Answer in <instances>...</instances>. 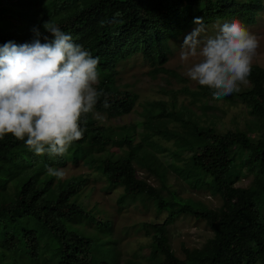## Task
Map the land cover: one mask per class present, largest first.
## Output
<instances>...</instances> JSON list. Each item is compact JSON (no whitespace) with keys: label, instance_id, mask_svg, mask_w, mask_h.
I'll use <instances>...</instances> for the list:
<instances>
[{"label":"trees","instance_id":"16d2710c","mask_svg":"<svg viewBox=\"0 0 264 264\" xmlns=\"http://www.w3.org/2000/svg\"><path fill=\"white\" fill-rule=\"evenodd\" d=\"M262 1L0 0V46L9 41L17 45L31 42L32 28L40 26L43 31V22L50 19L71 34L75 43L100 58L97 88L107 94L110 107H103L102 96L96 112L109 119L117 118L128 114L136 99L132 92L113 85L117 62L140 53L152 73L164 72L167 42L192 25L194 18L203 17L205 25L223 19L251 25ZM114 15L116 23L102 26V21H110ZM203 95L211 96V90L205 88ZM225 98L246 104L259 128L257 136L231 130L221 133L212 127H200L194 120L181 121L183 134L171 135L181 142V146L176 143L177 151L188 155L185 166L195 181L204 180L198 187H206L219 197L221 205L217 210L181 200L174 194L164 198L159 190L136 176L132 161H139L135 148L141 146L133 143V136L113 138L112 130L94 123L92 114L82 120L81 127L86 128L83 138L69 148L80 154V159L104 153L97 159V168L109 188L120 187L125 196L141 195L154 203L158 211L166 212L162 226L184 214L203 221L212 233L204 247L183 248V258L179 259L170 249L163 228L156 229L150 244L152 255L157 256L155 264H264V69L253 65L248 87ZM166 113L162 109L159 115ZM172 116L176 118L175 112ZM163 134L169 136L167 132ZM121 145L126 146L123 154L107 149ZM29 155L35 154L23 141L11 135L0 139V193L8 192L14 200L8 205L0 204V264H94L90 241L63 225L73 217L87 216L80 206L70 202L81 182L67 183L54 199H46L43 194L49 180L40 189L33 179L9 186L13 164ZM243 170L252 177L249 188L234 186ZM157 177L164 179L163 173ZM187 177L184 175L186 181Z\"/></svg>","mask_w":264,"mask_h":264},{"label":"rangeland","instance_id":"374dc122","mask_svg":"<svg viewBox=\"0 0 264 264\" xmlns=\"http://www.w3.org/2000/svg\"><path fill=\"white\" fill-rule=\"evenodd\" d=\"M230 20H217L207 26L211 32L217 22ZM244 26L260 39L253 65L264 69V0L255 22ZM194 27L192 24L169 39L164 72L152 73V68L140 53L131 54L117 62L113 85L119 90L135 94L133 107L121 117L109 119L101 115L103 120L92 118L97 125L111 129L115 139H130L133 136V143L141 146L140 149L135 148L139 161H132L135 174L159 190L164 198L174 194L181 200L217 210L221 205L219 197L212 195L206 187H198L203 185L204 180L195 181L196 178L185 166L188 155L177 151L176 143L181 146V142L171 135L183 134L185 129L181 121L184 120H194L200 127H212L221 133L226 130L246 132L250 137L254 134L257 136L259 128L243 101L233 98L216 101L210 95L204 96L207 87L199 86L185 75L187 65L179 60L178 54L183 38ZM247 87L248 84L242 86L241 91ZM162 109L167 112L163 116L159 115ZM172 112H175L177 119L172 116ZM120 148L107 147L109 152L123 154L126 146L121 145ZM103 156L104 153L91 154L80 159V154L74 153L72 149L64 156L29 155L13 164L14 175L9 186L33 179L35 187L40 189L49 180L51 182L44 188L43 194L46 199H54L55 194L67 183L81 182L70 202L80 206L87 216L73 217L70 221H64L63 225L67 231L90 241V258L94 264H155L157 256L151 252V236L161 227L170 249L179 259L183 258V248L200 249L205 246L212 233L203 221L181 214L162 226L166 212L158 211L154 203L141 195L125 196L120 187L110 189L97 168V159ZM76 158L79 160L74 164ZM59 159L63 160L58 163ZM46 166L64 168L66 178L57 180L49 176ZM154 170L157 175L163 173L164 179L160 180ZM242 172L243 175L234 186L249 188L252 177L245 170ZM183 174L188 175L187 181ZM13 202L10 193H0V204ZM43 242L51 244L49 240Z\"/></svg>","mask_w":264,"mask_h":264},{"label":"clouds","instance_id":"9594fccd","mask_svg":"<svg viewBox=\"0 0 264 264\" xmlns=\"http://www.w3.org/2000/svg\"><path fill=\"white\" fill-rule=\"evenodd\" d=\"M116 15L102 26L116 23ZM193 24L178 54L185 75L210 89L216 101L240 92L249 82L259 37L237 19L217 22L211 32L203 17ZM42 28H32L31 42L0 46V139L11 135L37 156H64L83 138L84 118L104 119L96 112L100 98L104 108L110 104L97 88L100 58L50 19ZM46 172L57 180L67 176L64 168L46 166Z\"/></svg>","mask_w":264,"mask_h":264}]
</instances>
